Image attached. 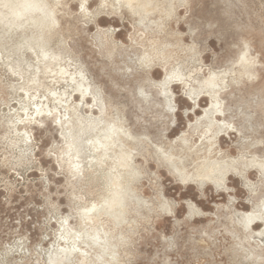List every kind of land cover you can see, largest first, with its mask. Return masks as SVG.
I'll use <instances>...</instances> for the list:
<instances>
[{
    "label": "rangeland",
    "instance_id": "1",
    "mask_svg": "<svg viewBox=\"0 0 264 264\" xmlns=\"http://www.w3.org/2000/svg\"><path fill=\"white\" fill-rule=\"evenodd\" d=\"M35 1L54 12L43 25L0 5V264H58L66 231L85 229L111 264H264V0ZM80 72L78 174L59 126H27L28 142L18 117L44 96L61 108L50 91ZM111 126L115 145L95 150Z\"/></svg>",
    "mask_w": 264,
    "mask_h": 264
},
{
    "label": "bare ground",
    "instance_id": "2",
    "mask_svg": "<svg viewBox=\"0 0 264 264\" xmlns=\"http://www.w3.org/2000/svg\"><path fill=\"white\" fill-rule=\"evenodd\" d=\"M14 1V0H13ZM107 3L106 0L102 1V4ZM0 5H2L1 7H6L9 8L8 10L11 11V17L12 19H21V18H27L26 20L30 21L32 20V22L36 25H43L46 23L47 19L49 16H53L51 15V12L45 11L46 8L44 9L43 6H41L40 4H37V2L35 0H18L16 3L10 1V0H0ZM45 5V4H44ZM87 5V0H84L82 8L85 10V12H89ZM49 8V7H48ZM52 9V8H51ZM48 10V9H47ZM40 12L41 15L40 16H33L34 13ZM54 13V12H52ZM5 15V13H4ZM43 15V16H42ZM10 16V15H9ZM0 19H2V11H0ZM9 19V18H7ZM52 21V20H51ZM1 22V21H0ZM10 22V21H9ZM8 22V23H9ZM54 21H52L53 23ZM43 57L46 58L48 57L47 54L45 52H43ZM42 61V60H41ZM48 61V60H47ZM53 61V59H52ZM71 63V62H70ZM10 66V65H9ZM49 67V65H48ZM13 69V68H12ZM47 69V68H44ZM59 69V68H58ZM11 71V70H10ZM46 71V70H45ZM49 71V69H48ZM38 72V71H37ZM61 74L65 75L67 74L69 71L65 68L61 69L59 71ZM52 73H57L56 71H52ZM30 74V73H29ZM80 75L84 81V83H77L76 87L73 89L72 92H68L67 90L63 91L62 93H57L54 92L53 90L50 91V96L54 97L55 100L58 101L59 106H61V108H59L58 106L54 107L53 109L49 106L50 103V99L48 96H44V99L41 100H37L35 101L34 104V110L33 112L28 113L27 114V118H21L18 117V124H21L24 126L25 129V141H31L32 137L30 135V132L26 131L27 130V126H32L33 124L36 125L38 123H44L46 119H51L56 126L60 127L61 130V135L65 138L66 143L68 145V148H66L64 146V148H66L67 150L64 151V154L67 157V161L70 162V164L72 165L74 171H77L78 174L79 173H83L85 171V164L79 160V155L81 153V148L82 146L80 145H76L75 140L79 139L81 134L85 133L89 128L86 127H81L79 126V130H75L73 127V116L70 115V101L74 100L75 96H80L83 100L87 99L88 94H91V86L85 82L86 79L83 75L82 72H80ZM61 76V75H60ZM26 77V76H25ZM54 80V79H53ZM72 80H74V78H72ZM33 82H36L35 80H33ZM75 82V81H74ZM71 88V87H70ZM68 89V88H67ZM169 90V89H168ZM29 94V93H28ZM92 95V94H91ZM93 97V96H92ZM169 106L171 107V109L174 110V97H173V93L172 90H169V92L167 91L166 94ZM32 98L34 100H36V96L35 94L32 96ZM95 98V97H94ZM98 99V98H97ZM103 100V99H102ZM194 100H198V97H195ZM100 101V100H99ZM98 101V102H99ZM83 102V101H82ZM95 102V101H94ZM86 107H88L91 111H93V106L91 108L90 104L85 101V103L83 104ZM99 105V104H98ZM219 105V103L217 104ZM77 108L78 106H80L78 103L77 105H75ZM102 106V105H101ZM220 106V105H219ZM104 107V106H103ZM24 108V107H23ZM98 108V107H97ZM63 109L64 112L61 110ZM77 111V110H76ZM103 111V110H102ZM211 114L213 113L212 111H210ZM206 113H209L208 110ZM210 114V113H209ZM214 114V113H213ZM75 115H78L77 113ZM76 117V116H74ZM93 118V117H92ZM214 118V117H213ZM77 119L80 120L79 117H77ZM215 119V118H214ZM213 119V120H214ZM76 120V119H75ZM74 120V121H75ZM78 121V120H77ZM81 121V120H80ZM8 122V121H7ZM79 122V121H78ZM101 119H95L93 125L91 126V128L93 127V129L97 128V125L100 124ZM113 122V121H112ZM16 123V122H14ZM81 124V122H79ZM95 124V126H94ZM13 125V124H12ZM41 125V124H40ZM117 125V124H116ZM9 127V126H8ZM104 127V126H103ZM9 129V128H8ZM15 131V130H14ZM24 131V130H23ZM101 131H105L104 129H102ZM106 135L105 137L101 138L99 136V134L97 133L95 135V142L94 140H92V146L93 148L96 149H104L105 152H108L109 150H111L110 146H114L115 145V136H116V126H111V128H108L106 131ZM131 134V133H130ZM132 135V134H131ZM90 137V136H89ZM130 137V136H129ZM91 138V137H90ZM93 138V137H92ZM88 139V138H87ZM22 140V139H21ZM11 141V140H10ZM19 141V140H18ZM81 141V140H80ZM91 143V141H89ZM95 143V144H94ZM82 144V143H81ZM197 145V144H196ZM22 146V145H21ZM11 147V146H10ZM85 150V149H84ZM22 151V150H21ZM19 153V152H18ZM63 154V155H64ZM89 154V153H88ZM103 154V153H102ZM84 155V154H83ZM91 155V154H90ZM107 156V153L105 154ZM62 156V155H61ZM86 156V155H85ZM101 157V156H100ZM58 158V157H57ZM95 158V157H94ZM106 158V157H105ZM22 161V160H21ZM94 161V160H92ZM100 161V160H99ZM114 161V160H113ZM23 163V162H22ZM26 163V162H25ZM70 165V166H71ZM67 166V165H66ZM110 166V165H109ZM71 168V167H70ZM224 168V167H223ZM222 168V169H223ZM226 169H224L225 171ZM72 171V170H71ZM73 171V172H74ZM225 172H228L227 170ZM238 172V171H237ZM76 173V172H74ZM72 173V174H74ZM223 173V172H222ZM225 175V174H224ZM84 176V175H83ZM80 180V179H79ZM115 185V184H114ZM108 205L110 207H112V204L108 203ZM89 208V207H88ZM93 210H98V206L97 205H93L90 209H86L84 211L83 214V222L82 223H95L98 220V214L96 215H90L89 213L92 212ZM93 213V212H92ZM95 213V211H94ZM253 214V213H252ZM248 214H246L247 216ZM68 224V223H67ZM87 224V226L89 225ZM69 225V224H68ZM64 228V226H62ZM68 228V227H67ZM86 228V226H85ZM69 229V228H68ZM71 229V228H70ZM64 231V230H63ZM75 232V231H74ZM67 234H65L61 240H64V244H58L57 248L54 249V256L53 261L58 263V264H66V263H70V260H72L71 258L74 256V254L76 252L80 253V264H90L89 262V258L90 255L93 253L94 257L96 259L97 262H99L100 264H111L105 261V255L107 250L112 246V244L110 243V241H107L104 236H102L98 231L96 232V234H93L92 236L89 234L88 230H82L79 232H75L73 235L74 237H71L69 235V233L66 231ZM72 233V232H71ZM63 235V234H62ZM85 236H89L88 238H90V242H87L84 240ZM61 242V241H60ZM97 245L100 249V251H96L93 252L94 250V246ZM57 251V252H56ZM52 253V252H51ZM50 256V255H49ZM78 258V257H77ZM94 261V260H93ZM72 262V261H71ZM79 264V263H78Z\"/></svg>",
    "mask_w": 264,
    "mask_h": 264
}]
</instances>
